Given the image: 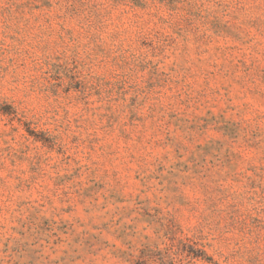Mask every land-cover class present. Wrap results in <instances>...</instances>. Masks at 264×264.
<instances>
[{
    "label": "rangeland",
    "instance_id": "obj_1",
    "mask_svg": "<svg viewBox=\"0 0 264 264\" xmlns=\"http://www.w3.org/2000/svg\"><path fill=\"white\" fill-rule=\"evenodd\" d=\"M0 264H264V0H0Z\"/></svg>",
    "mask_w": 264,
    "mask_h": 264
}]
</instances>
